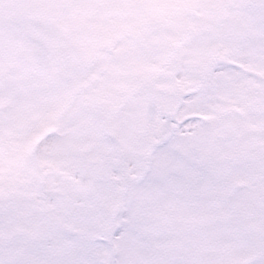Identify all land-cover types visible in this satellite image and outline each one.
Returning <instances> with one entry per match:
<instances>
[{
	"label": "snow or ice",
	"instance_id": "obj_1",
	"mask_svg": "<svg viewBox=\"0 0 264 264\" xmlns=\"http://www.w3.org/2000/svg\"><path fill=\"white\" fill-rule=\"evenodd\" d=\"M0 264H264V0H0Z\"/></svg>",
	"mask_w": 264,
	"mask_h": 264
}]
</instances>
